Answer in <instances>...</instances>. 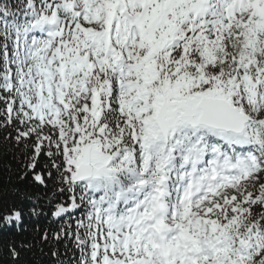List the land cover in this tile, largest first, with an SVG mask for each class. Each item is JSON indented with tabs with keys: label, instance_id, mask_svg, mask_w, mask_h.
I'll return each mask as SVG.
<instances>
[{
	"label": "snow or ice",
	"instance_id": "6c2138e0",
	"mask_svg": "<svg viewBox=\"0 0 264 264\" xmlns=\"http://www.w3.org/2000/svg\"><path fill=\"white\" fill-rule=\"evenodd\" d=\"M0 161L12 264H264V0H0Z\"/></svg>",
	"mask_w": 264,
	"mask_h": 264
},
{
	"label": "trees",
	"instance_id": "16d2710c",
	"mask_svg": "<svg viewBox=\"0 0 264 264\" xmlns=\"http://www.w3.org/2000/svg\"><path fill=\"white\" fill-rule=\"evenodd\" d=\"M6 163V161H0V179H4L7 176L6 172H3V164ZM31 227V225H29ZM26 236H30L31 233H26ZM22 237H17V239H21ZM6 242V241H5ZM0 264H12L11 260L8 258L6 253L0 254ZM20 264H33L31 253L29 252H21V261ZM45 264H47V260L45 261Z\"/></svg>",
	"mask_w": 264,
	"mask_h": 264
}]
</instances>
